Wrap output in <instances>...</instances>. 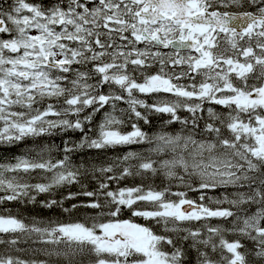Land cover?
Instances as JSON below:
<instances>
[{"label": "snow or ice", "instance_id": "obj_1", "mask_svg": "<svg viewBox=\"0 0 264 264\" xmlns=\"http://www.w3.org/2000/svg\"><path fill=\"white\" fill-rule=\"evenodd\" d=\"M69 131L0 164V264H264V0H0V143Z\"/></svg>", "mask_w": 264, "mask_h": 264}, {"label": "trees", "instance_id": "obj_2", "mask_svg": "<svg viewBox=\"0 0 264 264\" xmlns=\"http://www.w3.org/2000/svg\"><path fill=\"white\" fill-rule=\"evenodd\" d=\"M121 107H126V105L121 104ZM217 108V110H221L220 106H215ZM181 115H185V113H181ZM100 116L98 115L96 118V122H99ZM142 123V122H141ZM144 130L151 132L153 130V127H158V121L156 118H153L152 120V126L149 125H144ZM180 128V125L176 124V125H172L169 127V131L171 132H175L178 131ZM124 131H130L131 127L130 125L127 126L126 128L123 129ZM81 134L79 132H71L69 131L66 134H60V135H56L55 137H52L50 139L45 138L44 140H41L40 138H36V141L34 143V141L32 139H27L25 141H21L18 142L16 144H12V145H8V144H3L0 143V164L3 163H8V162H15V158L19 157V156H25L29 154V150L33 149L37 146V144L43 146V144H49V145H55L58 146L59 148H62V140H71V141H78L80 138ZM132 150H141L140 146H131ZM145 148L147 147V145L144 146ZM128 148L124 147V148H118V149H109L106 152H97L96 150H82L77 152L76 154L73 155L72 159L74 163H85L87 166L91 167L92 165H100L103 164L107 161H109L111 158H114L117 155H122L123 152L127 151ZM32 155H35L34 152L31 153ZM145 155H148L147 152L144 153ZM57 155V150L56 148L53 149V156L55 157ZM153 159H159V157L153 155L152 156ZM161 180L162 178H152L151 180H149L148 182H153L155 185H160L161 184ZM35 182V181H33ZM89 184V188H93L95 187L94 182H92L90 179L88 181H86ZM140 180L139 178L133 180L132 178H128L125 181L122 182V186L123 185H128V186H134L135 184L139 183ZM115 186V185H113ZM71 190V191H78V186H72L71 189H61L60 192L57 194V198H59V195L62 193L64 195L67 194V192ZM175 190V189H173ZM220 191L222 190H217L216 192H212L209 193V195H219ZM191 198H198V194L196 193H190L189 194ZM44 196L39 197L38 199H44ZM83 199V198H81ZM7 207L12 209L13 214H19L22 217H32V216H38V217H42V218H58L61 220H65L67 221L69 219V217H67L66 214H62L60 212L59 209L53 208L51 210L49 209H41L39 208V206H33V205H21V204H17L15 202L9 203L8 205H6ZM213 207H215V205H213ZM224 207H227V205H224ZM123 218L127 219L130 218V213H125V215L123 216ZM134 219L136 222L138 223H145V221H143L140 218H132ZM30 222V221H28ZM211 223L213 225L216 224H223V221L220 220H212ZM195 226L199 227V223L194 222ZM226 238L228 240H232L235 239L234 236L227 234ZM245 243L247 244L248 242L245 241ZM21 248H29L32 245L30 244H26V243H21L19 245ZM251 245L249 244V247ZM16 255H21L22 258H29L26 254L24 253H15Z\"/></svg>", "mask_w": 264, "mask_h": 264}, {"label": "flooded vegetation", "instance_id": "obj_3", "mask_svg": "<svg viewBox=\"0 0 264 264\" xmlns=\"http://www.w3.org/2000/svg\"><path fill=\"white\" fill-rule=\"evenodd\" d=\"M11 2V0H9V3Z\"/></svg>", "mask_w": 264, "mask_h": 264}]
</instances>
